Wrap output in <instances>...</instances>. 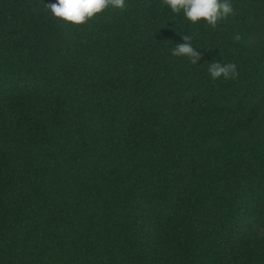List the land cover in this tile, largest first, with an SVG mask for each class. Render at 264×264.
Listing matches in <instances>:
<instances>
[{
  "label": "trees",
  "instance_id": "trees-1",
  "mask_svg": "<svg viewBox=\"0 0 264 264\" xmlns=\"http://www.w3.org/2000/svg\"><path fill=\"white\" fill-rule=\"evenodd\" d=\"M47 2L0 0V264H264V0Z\"/></svg>",
  "mask_w": 264,
  "mask_h": 264
},
{
  "label": "clouds",
  "instance_id": "clouds-1",
  "mask_svg": "<svg viewBox=\"0 0 264 264\" xmlns=\"http://www.w3.org/2000/svg\"><path fill=\"white\" fill-rule=\"evenodd\" d=\"M109 5L123 9L126 7V0H48L46 6L55 17L73 24H81ZM163 6L171 13H182L183 17L192 23L203 20L212 27L233 13L231 0H163ZM181 38L182 42L175 44L171 54L187 57L192 63H197L200 53L191 43L192 36L186 34ZM235 39L239 40V35ZM207 72L212 79L221 76L228 79L237 75L234 63H222L214 59L208 61Z\"/></svg>",
  "mask_w": 264,
  "mask_h": 264
}]
</instances>
